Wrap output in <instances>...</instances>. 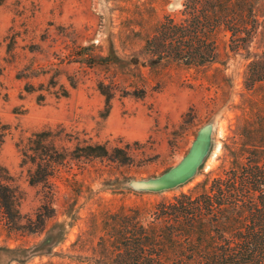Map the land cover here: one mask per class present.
Instances as JSON below:
<instances>
[{"label":"rangeland","instance_id":"374dc122","mask_svg":"<svg viewBox=\"0 0 264 264\" xmlns=\"http://www.w3.org/2000/svg\"><path fill=\"white\" fill-rule=\"evenodd\" d=\"M182 2L0 0V172L18 211L31 215L46 199L29 176L39 146L51 145L39 141L43 131L63 128L133 160L63 166L52 178L56 216L40 234L9 233L0 221V246L22 248L1 264L21 254H30L25 264H109L100 239L108 213L200 190L231 165L240 129L264 114V81L244 84L248 62L264 50V16L243 49L231 50L220 31L215 62L158 60L144 40L165 15L179 19Z\"/></svg>","mask_w":264,"mask_h":264},{"label":"trees","instance_id":"16d2710c","mask_svg":"<svg viewBox=\"0 0 264 264\" xmlns=\"http://www.w3.org/2000/svg\"><path fill=\"white\" fill-rule=\"evenodd\" d=\"M180 14L179 19L165 15L144 40V50L158 60L203 65L217 60L220 31L228 34L231 50L248 45L264 16V0H183ZM262 81L264 50L248 62L244 84L252 88ZM261 118L240 129L239 146L230 150L231 165L200 190L108 213L100 239L111 252L109 264H264V114ZM61 129L37 134L51 145H40L32 160L30 181L42 184L47 195L31 215L18 211L15 193L0 172V221L7 232L40 234L46 228L57 212L52 178L69 162L133 163L123 148L80 140ZM63 136L75 138L72 149L55 147L54 141ZM63 235L49 243H59ZM21 249L0 246V264L7 252ZM29 255L12 259L25 264Z\"/></svg>","mask_w":264,"mask_h":264}]
</instances>
